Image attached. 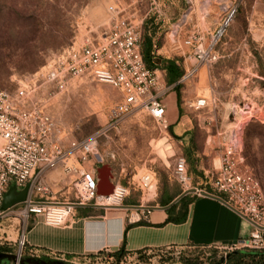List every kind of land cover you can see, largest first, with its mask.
<instances>
[{"label": "rangeland", "instance_id": "1", "mask_svg": "<svg viewBox=\"0 0 264 264\" xmlns=\"http://www.w3.org/2000/svg\"><path fill=\"white\" fill-rule=\"evenodd\" d=\"M114 1L123 10L122 15L141 31V36L146 31L155 32L154 41L159 43L156 53L180 58L184 72L194 63L192 47L186 44L189 36L193 32L204 34V45L208 46L210 36L234 10L214 47L218 59L210 65H201L202 75L199 68L191 77L179 79L180 106L182 114L192 120L189 130L193 132L195 147L201 149L191 162H206L209 156L202 152L201 128L232 129L237 138L238 169L257 181L264 203V0ZM111 2L0 0V86L11 92L16 90L26 83L30 74L44 73L60 53L82 42L84 36L101 34L109 23ZM162 74L166 102L173 89L166 85L165 73ZM100 85L112 86L81 78L70 82L66 90L55 89L49 93L45 87L40 94L45 111L69 131V137L82 139L93 133L100 134L95 152L83 164L88 168L110 166L111 181L125 188V197L142 198L146 204L153 203L151 200L157 199L164 190L185 191L194 197L193 187L212 191L208 179L197 184L189 169L185 185L173 176L176 156L185 155L183 146L189 143L190 135L171 136L141 108L119 125L111 126L113 107H109L104 98L108 93ZM203 99L205 104L197 107V101ZM186 161L189 164L188 158ZM144 176L151 179L149 188L142 184ZM44 182L48 191L34 194L35 201L75 200L59 165L46 168ZM20 209L17 206L0 218V246L11 247L15 253L22 227L26 224L27 229L34 217L30 214L25 222ZM213 250L216 257L229 252L215 246L182 245L127 252L120 260L112 257L111 252L103 251L76 257L70 263L208 262Z\"/></svg>", "mask_w": 264, "mask_h": 264}, {"label": "built area", "instance_id": "2", "mask_svg": "<svg viewBox=\"0 0 264 264\" xmlns=\"http://www.w3.org/2000/svg\"><path fill=\"white\" fill-rule=\"evenodd\" d=\"M111 14L108 26L98 36L87 35L82 42L69 46L60 53L44 73L30 74L26 83L14 91L0 86V218L9 214L17 206L19 213L27 221L30 214L41 215L46 222L59 225L75 206L98 204L116 206L125 197V188L114 183L113 192L108 196L97 194L96 169L85 168L83 162L96 150L99 133L82 139L69 137V131L45 111L41 98L43 88L49 93L55 89L66 90L73 80L88 78L119 88L121 99L110 111V125H119L137 108L150 115L161 128L167 129L165 120V85L163 72L145 65L141 52V31L126 17L114 0L108 5ZM234 10L224 19L219 30L209 38L205 46L204 34L193 32L186 44L192 47L191 68L181 77H191L201 65H210L218 59L214 50L222 36L224 25L230 20ZM168 88V87H167ZM205 100H198L197 107ZM222 153L219 168L205 172L212 191L222 197L243 219L253 226L248 236L236 244L218 247L228 251L237 248H264V203L257 181L238 169L236 156L237 138L231 129H219ZM59 165L73 191V202L35 201L34 194L46 193V168ZM173 176L182 185L188 182V166L183 154L176 156ZM149 176L142 178V184L149 188ZM24 191L20 204L7 210L3 200L9 189ZM186 188L185 190H187ZM193 194H209L193 187ZM108 199V202L105 200ZM148 212V210L146 211ZM26 224L22 227L15 259L7 264H26L22 261ZM37 254V250H30ZM64 261V256L51 254Z\"/></svg>", "mask_w": 264, "mask_h": 264}, {"label": "crops", "instance_id": "3", "mask_svg": "<svg viewBox=\"0 0 264 264\" xmlns=\"http://www.w3.org/2000/svg\"><path fill=\"white\" fill-rule=\"evenodd\" d=\"M198 72L202 75V68ZM100 89L108 93L104 98L110 103L109 107L121 99L119 88L100 85ZM180 107L179 113L175 92L171 91L165 102V120L177 136L192 127V120L182 114ZM200 131L204 147L202 152L210 157L195 166L204 180L191 173L198 180L197 184L206 182L205 172L219 167L222 153L219 130L207 127ZM82 166L88 168L85 164ZM126 197L116 206L90 203L74 207L65 222L59 225L46 222L41 215L34 216L25 231L26 243L37 252L57 253L73 260L99 251H116L123 243L130 253L182 245L225 247L248 236L253 228L215 193L195 196L187 207L185 220L180 223H165L167 212L156 198L151 200L153 203L146 204L142 203V198L131 201ZM139 221L143 223H137ZM127 225L131 227L124 236Z\"/></svg>", "mask_w": 264, "mask_h": 264}, {"label": "trees", "instance_id": "4", "mask_svg": "<svg viewBox=\"0 0 264 264\" xmlns=\"http://www.w3.org/2000/svg\"><path fill=\"white\" fill-rule=\"evenodd\" d=\"M155 32L149 33L146 31L143 36H141L140 42V52L142 59L145 65L149 68H158L162 72L165 73V83L167 86H172L173 91L176 95V101L179 113L181 112L180 107V87L179 79L184 74V69L180 63V58L177 57H165L161 54L156 53V49L158 46V42L154 41ZM27 59V58H26ZM167 131H169L170 135L177 138L179 136L175 135L172 126H167ZM190 131V132H188ZM187 135H190L189 143L185 142L186 145L183 146V151L185 153V158L189 160V164H187L190 173L195 176L202 175L196 172L195 166L197 165L196 161L191 162L192 158L195 156L196 152L200 151L195 147L194 135L191 130H187ZM196 148V149H195ZM197 150V151H196ZM202 180H204L202 178ZM13 190V187L9 189L8 192ZM131 199V198H130ZM195 199L194 196H189L188 194L183 193L182 191H168L164 190L158 197L157 203L162 206L167 212V218L165 223L173 222L180 223L183 222L186 218V212L188 205L193 202ZM124 201V200H123ZM132 201V200H131ZM137 223H143L139 221ZM131 227V225H127L124 231V236L126 234L127 229ZM196 247H208V246H196ZM30 250L34 251L35 249L29 245H26L22 249V259L23 263L26 264H72L70 257H65L64 261L56 259L49 253L45 252H37V254H33ZM0 252L11 253L14 254L15 251L11 249V247L0 246ZM103 252V251H101ZM97 253H100L97 252ZM127 251L125 250L124 243L120 246V248L116 251L111 252V256L116 260H120ZM57 254V253H56ZM96 254V253H95ZM93 255V254H92ZM57 256H60L57 254ZM208 262H184L183 264H264V248L254 249V248H237L225 253L222 256L216 257L215 251L213 250V254L208 256ZM25 260L31 262H25ZM36 261L38 263H36Z\"/></svg>", "mask_w": 264, "mask_h": 264}, {"label": "water", "instance_id": "5", "mask_svg": "<svg viewBox=\"0 0 264 264\" xmlns=\"http://www.w3.org/2000/svg\"><path fill=\"white\" fill-rule=\"evenodd\" d=\"M96 172L97 194L100 196L110 195L114 189V183L111 181L113 178L111 167L108 165H101L97 167ZM24 197V191L16 192L15 190H11L4 197L3 208L7 210L14 208L23 201ZM15 256V254L0 252V264L13 261ZM25 262L29 263L31 261L25 260ZM36 263L38 262L36 261Z\"/></svg>", "mask_w": 264, "mask_h": 264}, {"label": "bare ground", "instance_id": "6", "mask_svg": "<svg viewBox=\"0 0 264 264\" xmlns=\"http://www.w3.org/2000/svg\"><path fill=\"white\" fill-rule=\"evenodd\" d=\"M108 201H109L108 199L105 200V202H108Z\"/></svg>", "mask_w": 264, "mask_h": 264}]
</instances>
